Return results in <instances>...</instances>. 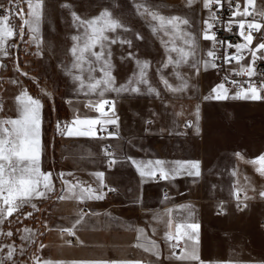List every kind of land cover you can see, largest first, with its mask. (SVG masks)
I'll return each instance as SVG.
<instances>
[{"label": "crops", "instance_id": "crops-1", "mask_svg": "<svg viewBox=\"0 0 264 264\" xmlns=\"http://www.w3.org/2000/svg\"><path fill=\"white\" fill-rule=\"evenodd\" d=\"M254 3L264 10L263 2L254 0ZM3 48H0V57L6 52ZM4 87L0 78V120L15 119L18 117L17 97L25 91L12 96L13 109L5 105ZM161 87L158 95L150 98L142 95L138 104L131 106L129 103L126 110H122L121 103L116 101L117 118L110 120L115 121L113 125L118 134L106 138L96 135L103 123L91 126L74 123L77 119L101 120L94 107L99 101L92 103L93 97L81 93L74 99H66L70 122L64 130L60 158L56 160L54 154L52 161L69 168L72 177L67 178L61 173L51 175L53 190L48 191L41 184L39 190L45 195L33 196L26 204L33 207L46 203L42 208L45 239L40 246L41 264L45 261L51 264H135L137 261L164 264L167 251L173 259V253L179 255L184 250L189 253L195 250L199 259H176L177 262L218 264L221 261L217 258L208 260L204 257L203 248L206 241L212 239L211 231L231 229L227 223L233 214L239 219L236 225H244L240 218L260 209L264 203V197L260 196L264 190V175L256 171L259 165L248 161L264 155V150L257 152L254 146H242L239 136H236L233 149L217 151L212 148L213 117L209 104L213 100L205 99L210 96V86L203 85L197 90L187 86L179 92ZM30 97L42 105L39 111V167L45 173L50 160L44 151L43 106L47 101L53 107L55 99L52 92L43 97ZM123 113L130 117V129L124 127V117L119 118ZM118 118L121 121H117ZM69 129L91 130L95 135L69 136ZM149 161L152 162L150 165ZM156 161L163 163L157 165ZM194 162L199 164L198 176L190 174L196 171L191 167ZM141 169L145 175H141ZM149 172L154 174H147ZM96 173H103V176L97 177ZM157 174L162 175V183L154 181ZM105 187L115 191L108 193ZM87 189L93 190L90 195L103 194L104 198L80 200L78 197L86 194ZM164 189L169 192V198L163 197ZM238 190L245 203L243 208L238 206L234 195ZM85 207L88 210H84ZM177 224L199 225L195 231L187 227L181 229L178 246L183 249L180 252H175L176 247H173L177 239H167L168 234L176 236ZM64 229H71L74 234ZM73 237L76 244L72 242ZM148 241L155 242L153 251L159 252V258L153 251L137 246L147 247Z\"/></svg>", "mask_w": 264, "mask_h": 264}, {"label": "rangeland", "instance_id": "rangeland-1", "mask_svg": "<svg viewBox=\"0 0 264 264\" xmlns=\"http://www.w3.org/2000/svg\"><path fill=\"white\" fill-rule=\"evenodd\" d=\"M11 0H0V4H8ZM29 0H20L19 6L23 9L24 20H32L29 15ZM33 4L40 2V21L33 25L37 31H32L29 25L24 24L21 8L12 10L8 17L7 25L13 30L14 35L10 40L3 42V50L0 57V78L4 81L2 96L5 105L9 108L14 103L10 100L18 92L25 91L27 95L43 97L46 93L54 95L53 107L44 101L43 113L45 119L44 151L48 163L45 173L58 174L71 178L69 168L60 167L52 161L55 154L59 160L64 143V130L70 122V109L66 106V99H74L76 96L93 97L92 103L101 100H111L114 111L106 115L98 112L101 120H110L116 117V104L121 103L122 110H126L127 104L131 106L142 100V95L147 98L157 95L162 86L168 85L180 87L183 82L194 90L203 85L210 86V96L215 95L213 89L220 85L215 77L212 66L205 67V61H211L208 52L211 51V40L204 39L205 29L210 22V12L204 7V0H31ZM262 2V1H260ZM264 3V2H263ZM0 5V6H1ZM147 9V11H145ZM111 13L113 19L119 21L123 27L115 31H108V41H105V58L111 53V75L114 77V87L119 88L127 85L138 87L139 92L121 91L112 89L103 90V85L95 91H90L88 84L89 65H83L81 72L72 67L74 56L71 49L76 43L74 36H83L84 27L74 18L91 20L98 17L103 11ZM149 12H156L164 17H180L188 21L181 24L183 39L176 38L175 43L168 28V35L163 30L156 33L153 27H158V22L152 20ZM209 35L210 29L208 30ZM115 40V43H111ZM185 40L194 42L187 63L179 65L167 64L169 56L173 60L179 59L177 52H170L172 47L188 50ZM130 42V43H129ZM51 50L50 52H48ZM93 51H100L99 46ZM89 59L94 61L93 57ZM148 63L145 70L148 83H136L139 76L137 62ZM101 62H94L95 71L91 75L100 79L103 73L100 70ZM199 69V71H197ZM27 73V75H24ZM177 73L179 75H177ZM75 75H81L84 79V87L80 82L73 79ZM181 77L183 79H181ZM133 83L129 85V81ZM149 87L156 92L150 93ZM12 89L13 92H12ZM43 90V91H42ZM79 94V95H78ZM228 99H211L210 115L212 122V148L217 151L233 149L236 136L242 138V146H254L257 152L264 150V91H259L261 99H233L236 93L227 89ZM8 101L6 102V100ZM116 102V103H115ZM94 105V104H93ZM105 113V112H104ZM115 115V117H111ZM124 127H131L130 117L123 113ZM117 121H121L119 119ZM113 120V119H112ZM114 126L113 123H103L98 128ZM98 130L96 132L99 136ZM116 133L118 129L116 127ZM115 133V134H116ZM101 138V137H100ZM110 188L105 187V191ZM46 203L41 202L35 207L24 205L13 215L8 216L0 223V258L7 256L9 246L15 249L11 260H5V264H41L40 246L45 239V227L43 225L44 212L42 208ZM30 214V215H29ZM241 221L244 225H236L239 222L234 214L227 223L231 229L211 231L212 239L204 245V257L208 260L218 259V264H264V203L252 215L246 214ZM229 227V228H230ZM29 231H25V230ZM11 232L8 236L6 233ZM24 237H28L24 239ZM181 251V250H180ZM178 251L176 247L175 252ZM164 257V264H182L171 255ZM174 257V256H173ZM214 264V263H211ZM217 264V263H216Z\"/></svg>", "mask_w": 264, "mask_h": 264}, {"label": "snow or ice", "instance_id": "snow-or-ice-1", "mask_svg": "<svg viewBox=\"0 0 264 264\" xmlns=\"http://www.w3.org/2000/svg\"><path fill=\"white\" fill-rule=\"evenodd\" d=\"M189 4H191L192 0H188ZM215 3L217 5L220 4V0H204V7L207 9H211L212 4ZM248 6L254 5V0H247ZM29 7V15L33 17L32 20H24V24L29 25L32 28V31H37V28L33 25H38L40 21V9L42 7L40 2L33 4L31 0L28 2ZM239 6H237L238 8ZM147 11V9H145ZM152 20L158 22V27H153V32L156 33L160 30L165 32V35H168V28H171V34L173 40L171 41L173 44L175 43L176 38L183 39L182 30L180 28L181 24H187L188 21L185 19H181L180 17H164L159 15L156 12H149L148 13ZM74 18L79 21L80 25L84 27L85 31L83 36H74L72 39L76 41L73 45L71 52L74 56L75 60L72 65L73 68L80 70L81 72L84 70L83 65L87 63L89 65L88 71L89 76L88 80L91 81L88 84V88L90 91H95L103 85V90L100 92V95H103V91H107L108 89H112L117 92L121 91H132V92H139L138 87H129L127 85L121 86L119 88L114 87V77L111 75V53H108V58H105L104 50H105V41H108V36L106 32L108 31H115L118 28L123 27V25L112 18L111 13L107 10L103 11L98 17L91 19V20H81L80 17L75 16ZM235 15H243L248 16L251 13L248 12V7H245L243 13L237 11L233 14ZM264 15V14H262ZM210 19L214 20L216 17L214 15L210 16ZM8 16H4L0 18V48L3 46V42L8 38L14 35L13 30L7 25ZM208 27L205 29L204 39L206 40H215V35H209L208 30L212 28V24L205 22ZM239 29L240 35L243 39V43L235 45L237 50V54H227L226 61L231 62L235 60L237 63L243 56L241 53L245 49H250L252 45V41L254 39L252 32L256 31L259 32L264 25H261L257 22H250L247 24V34H245V22H239ZM115 40H112L111 43H115ZM130 43V42H129ZM185 44H187L188 50L184 48H177L172 47L169 49L170 52L174 51L178 53L179 59L173 60L171 56H169L167 64L164 67H167L169 64H176L179 65L181 63H187L188 58L194 54L192 51L194 47V42L191 40H185ZM99 46L100 51H93L94 48ZM228 47H232L231 44ZM252 54V63H255L257 57V52L264 51V42L256 45L254 49H250ZM6 54V53H5ZM208 56L215 58V52L209 51ZM89 57H93L94 61L89 59ZM260 58H264L261 56ZM100 70L103 73L102 78L96 79L91 75V72L95 71L93 67L94 62H101ZM139 66V76L136 79V83H144L147 84L148 81L145 78L146 72L145 70L148 67V63L144 62L141 64L139 61L137 62ZM204 66H212L215 67V64L211 63V61H205ZM199 71V69H197ZM243 72L246 73L248 76L254 75V69L249 66L243 69ZM27 75V73H24ZM177 75H179L177 73ZM73 79L80 82L81 87H84V79L81 75H75ZM181 79H183L181 77ZM129 85L133 83L130 80ZM163 83L169 90L173 92L183 91L187 88V82H183L179 88H172L168 85L167 80H163ZM236 84L235 81L232 82ZM261 88H264V85H261ZM43 91V90H42ZM148 91L150 93L156 92L154 88L149 87ZM259 89H257L254 85L249 84L247 89L241 88V91L237 92L231 98L233 99H252L258 100L261 99L259 95ZM213 92L216 93L213 96L205 97V99H228L229 96L227 94V89L224 87V84L218 85L216 88L213 89ZM47 94V93H46ZM157 95L159 93H156ZM18 100V117L15 119H3L0 120V223L3 222L5 218L8 216L13 215L15 211H18L22 208L25 204H27L33 196L36 197H43L45 193L40 191L39 188L41 184L43 185L44 189L48 191H52V184H51V173H42L39 167L40 162V140H39V111L42 107L41 103L37 99H33L27 95V92H24L20 97H17ZM110 102L107 100H101L98 102L94 107L96 110L104 115V107L106 104ZM114 107V105H113ZM199 117V109H197V118ZM76 124H86V125H97L101 123H115L114 120H105L101 121L100 119H85L80 120L77 119L74 121ZM197 131L199 129L197 128ZM67 135H95V133L91 130L88 131H73L69 129ZM240 157V154H236ZM243 159V157H240ZM114 162V161H113ZM249 163L259 165L256 171L259 172L261 175H264V155L260 157L248 161ZM133 163H137L133 161ZM152 162L149 161L148 164L150 165ZM157 165H161L162 161H156ZM193 169H196L195 172L190 173L191 175L198 176L199 173V164L198 162H194L191 164ZM139 168V165H138ZM141 175H145L146 173L141 169ZM161 171H163L161 169ZM147 174H154L153 172H149ZM97 177H102L103 173H96ZM235 175V173H233ZM165 178L166 175H165ZM110 191H115V189H109ZM92 189L85 190L86 194H82L78 197L80 200L84 199H103V194L101 195H90L92 193ZM236 195L237 200H239V190L234 193ZM260 196L264 197V191L260 192ZM64 197H61L63 199ZM33 207H35L33 205ZM30 215V214H29ZM79 223V221H77ZM170 226V225H169ZM187 227L191 228L194 231L198 229L199 225L197 224H177L176 226V236H172L171 234L167 235V239H177V244L173 245V247H177L179 244V238L182 235L181 229ZM29 231V230H25ZM63 231L68 232L69 234L72 233L71 229H64ZM141 235H143V230H140ZM6 235L11 236L12 233L8 232ZM28 237H24L27 239ZM138 247H144L145 251H153L156 248L154 241H148V246L145 247L144 245H137ZM15 249L9 246V250L7 252V256L4 258H0V264H5V260H11L14 255ZM153 254L159 258V252L153 251ZM175 259L178 260H185V259H192L198 260L199 256L196 254L195 250L191 253L187 252V250L182 251L181 254L177 255L173 253ZM44 264H51L50 261H45ZM122 264H131V262H122ZM135 264H141V262L137 261Z\"/></svg>", "mask_w": 264, "mask_h": 264}, {"label": "built area", "instance_id": "built-area-1", "mask_svg": "<svg viewBox=\"0 0 264 264\" xmlns=\"http://www.w3.org/2000/svg\"><path fill=\"white\" fill-rule=\"evenodd\" d=\"M264 2V0H259ZM20 0H11L7 5L3 4L0 6V18L4 16H10L12 10H17L21 8L19 6ZM237 6H239L237 8ZM248 7V12L251 15H233L237 11L243 13L245 7ZM211 16L214 15L216 19H210V24L212 28L210 29L211 35H215V40H211V51L215 52V58H211V63L215 64L213 68L215 77L220 82L224 84V87L234 93L241 91V88L247 89L249 84L254 85L260 91H264V88H261V85H264V51L257 52V59L255 63H252V54L250 49H254L256 45L264 42V27L261 28L259 32L253 31L252 35L254 37L250 49H245L241 55L243 59L237 63L235 60L231 62L226 61L227 54H237L235 45L243 43V39L240 35L239 22H245V34H247V24L250 22H257L261 25H264V10H261L254 3L253 6L247 5V0H220V4H212L211 9H208ZM20 12L23 15V20L25 18L23 9H20ZM231 44L232 47H228ZM251 66L254 69V75L248 76L243 72V69ZM235 81L236 84L232 82ZM110 103L106 104L104 107V112L106 114L114 111L113 102L107 100ZM116 128L114 126H104L98 130L99 136L101 138H106L107 136L114 135L116 133ZM154 181L162 183L163 177L160 174L154 176ZM264 191V190H263ZM108 193L113 191L107 190ZM170 194L167 189L163 190V197L169 198ZM242 195L239 194V200H237L238 206L240 208L245 207V203L241 200ZM84 210H88L87 207ZM72 242L76 244V238H72ZM178 251L182 250V246L177 247Z\"/></svg>", "mask_w": 264, "mask_h": 264}]
</instances>
